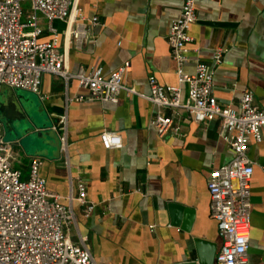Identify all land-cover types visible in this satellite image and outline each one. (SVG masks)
Returning a JSON list of instances; mask_svg holds the SVG:
<instances>
[{
  "label": "crops",
  "instance_id": "1",
  "mask_svg": "<svg viewBox=\"0 0 264 264\" xmlns=\"http://www.w3.org/2000/svg\"><path fill=\"white\" fill-rule=\"evenodd\" d=\"M181 0H78L85 15L98 22L80 48L66 44L70 71L100 65L103 72L123 60L129 65L122 82L142 94L148 92L147 76L161 84H177L175 65L166 41L171 21ZM24 6L27 1L22 2ZM195 20L183 70L193 71L194 58L209 60L213 49L223 48L221 61L212 72V93L219 103L236 104L245 90L253 102L264 104V0H195ZM41 32H50L41 13L36 12ZM59 49L64 48V23L52 20ZM185 95V84H180ZM68 95H87L70 79L42 72L38 93L25 88L0 86V132L9 145L11 166L27 176L28 161L41 158L39 173L48 190L69 204L75 225L66 230L77 242L86 237L90 255L97 264H181L195 260L194 240L214 245L210 261L220 244L215 222L209 214L206 179L209 171L231 157L227 143L219 136V118L192 120L177 108L173 120L178 132L159 136L150 124L156 106L134 92L120 90L112 101L83 99L64 101ZM43 97L40 98L39 96ZM37 102L38 117L53 124L65 113L66 158L50 144H39L35 125L23 124L28 99ZM165 113L170 109L164 108ZM115 130L121 138L117 147H103L98 133ZM260 139H248L247 155L252 161L249 200L250 218L247 264H264V126ZM85 184L92 208L84 213L75 199V181ZM181 208L172 222L167 205Z\"/></svg>",
  "mask_w": 264,
  "mask_h": 264
},
{
  "label": "built area",
  "instance_id": "2",
  "mask_svg": "<svg viewBox=\"0 0 264 264\" xmlns=\"http://www.w3.org/2000/svg\"><path fill=\"white\" fill-rule=\"evenodd\" d=\"M27 1L26 6L22 2ZM195 0H181L178 14L171 21L166 41L175 65L177 84H161L153 75L147 76L148 92L142 94L122 82L129 62L123 60L103 72L100 65L70 71L66 64V44L80 48L89 34V27L98 22L95 14L85 15L78 0H0V86L25 88L38 93L42 72L58 75L66 86L70 79L84 88L87 95H68L64 101L99 99L112 101L120 90L134 92L151 101L156 110L150 124L159 136L178 132L173 120L177 108H183L194 121L219 118V136L231 150V157L209 171L206 188L209 195V214L215 222L220 244L213 264H247L250 200L249 184L252 161L247 155L248 139H260L259 128L264 126V104L253 102L252 92L245 90L235 105L219 103L212 93V72L222 57L223 48L213 49L210 59L194 58L193 71L183 70L191 35L190 24L195 20ZM36 12L42 14L50 32L39 39L41 27ZM64 23V48L52 20ZM181 83L185 84L182 95ZM40 98L43 96L40 95ZM164 108L170 109L165 113ZM57 134L59 151L66 158L67 120L65 113L51 125ZM98 138L103 147H117L120 135L102 128ZM41 158H29L27 176L11 166L9 145L0 132V264H97L89 253L86 237L78 235L77 242L69 239L66 230L75 225L74 212L69 204L59 201L58 195L47 189L39 173ZM75 199L84 213L92 208L86 199L85 184L75 181Z\"/></svg>",
  "mask_w": 264,
  "mask_h": 264
},
{
  "label": "water",
  "instance_id": "3",
  "mask_svg": "<svg viewBox=\"0 0 264 264\" xmlns=\"http://www.w3.org/2000/svg\"><path fill=\"white\" fill-rule=\"evenodd\" d=\"M2 86H6L3 84ZM17 88V87H14ZM37 102L35 98L30 97L28 99L27 106L24 110V118H23V124L26 123V128H32L35 125H40L42 127L46 128H39L35 130L34 136L39 142V144H50L54 147L56 151L59 149V141L56 132L51 127L52 124H48L49 122L46 121V119L43 120V118L38 117V114L36 115L34 112H37ZM56 120V119H55ZM55 122V121H54ZM168 212L170 214L172 222H176L179 210L182 208L180 205L175 204L173 202L169 203L167 205ZM184 212H186L187 209L182 208ZM213 243L209 244L202 239H195L194 240V254H195V260H187L182 262L181 264H211L210 256L211 252L213 254Z\"/></svg>",
  "mask_w": 264,
  "mask_h": 264
},
{
  "label": "rangeland",
  "instance_id": "4",
  "mask_svg": "<svg viewBox=\"0 0 264 264\" xmlns=\"http://www.w3.org/2000/svg\"><path fill=\"white\" fill-rule=\"evenodd\" d=\"M22 6H24V5L22 4Z\"/></svg>",
  "mask_w": 264,
  "mask_h": 264
}]
</instances>
